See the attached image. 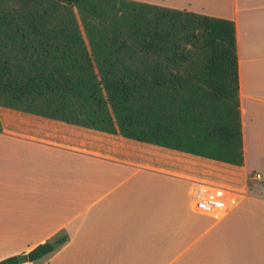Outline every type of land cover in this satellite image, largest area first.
I'll return each mask as SVG.
<instances>
[{"label": "crops", "instance_id": "0c3cea01", "mask_svg": "<svg viewBox=\"0 0 264 264\" xmlns=\"http://www.w3.org/2000/svg\"><path fill=\"white\" fill-rule=\"evenodd\" d=\"M137 1L234 21L243 165L9 111L0 260L66 237L22 264H264V0ZM225 167L240 186L214 176ZM207 186L235 194L223 214L201 209Z\"/></svg>", "mask_w": 264, "mask_h": 264}, {"label": "trees", "instance_id": "16d2710c", "mask_svg": "<svg viewBox=\"0 0 264 264\" xmlns=\"http://www.w3.org/2000/svg\"><path fill=\"white\" fill-rule=\"evenodd\" d=\"M17 3L0 9L1 107L243 165L234 21L137 0Z\"/></svg>", "mask_w": 264, "mask_h": 264}, {"label": "built area", "instance_id": "2783aa9c", "mask_svg": "<svg viewBox=\"0 0 264 264\" xmlns=\"http://www.w3.org/2000/svg\"><path fill=\"white\" fill-rule=\"evenodd\" d=\"M253 178L261 179L262 175L261 173H256L253 175ZM234 199L235 194L229 190H226L225 188L218 186H207L199 205L202 210L220 215L230 208ZM28 264L36 263L29 261Z\"/></svg>", "mask_w": 264, "mask_h": 264}, {"label": "rangeland", "instance_id": "374dc122", "mask_svg": "<svg viewBox=\"0 0 264 264\" xmlns=\"http://www.w3.org/2000/svg\"><path fill=\"white\" fill-rule=\"evenodd\" d=\"M17 2H18V0H0V9L10 8L12 6H16L18 4ZM8 109H6V107H5V109L3 110V114H0V116L11 115V113H12V115L17 114V112L14 111V109H10V110H8ZM218 167H221V166H218ZM213 174L218 180L221 181V183L227 184L228 181L231 180V183H232L231 186H240V184L234 182V180H232L231 178H235V179H239V180L244 179L240 171L235 170V169H231V168H226V167L215 169V172H213Z\"/></svg>", "mask_w": 264, "mask_h": 264}, {"label": "water", "instance_id": "95a60500", "mask_svg": "<svg viewBox=\"0 0 264 264\" xmlns=\"http://www.w3.org/2000/svg\"><path fill=\"white\" fill-rule=\"evenodd\" d=\"M29 259H30V260H33V257L30 255V256H29Z\"/></svg>", "mask_w": 264, "mask_h": 264}]
</instances>
